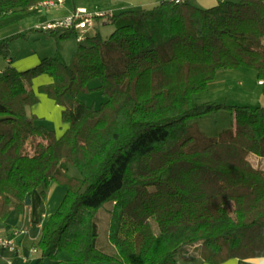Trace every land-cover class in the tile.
Listing matches in <instances>:
<instances>
[{"label":"trees","instance_id":"obj_1","mask_svg":"<svg viewBox=\"0 0 264 264\" xmlns=\"http://www.w3.org/2000/svg\"><path fill=\"white\" fill-rule=\"evenodd\" d=\"M43 1L0 0V19ZM92 17L115 29L85 37L70 63L50 56L0 72V224L36 189L47 202L56 183L67 191L42 227L39 264H182L190 248L210 264L264 256V167L251 161L264 159V106L194 99L220 69L254 68L264 86V0L209 8L164 0ZM59 30L60 38L76 32L33 29ZM21 37L2 39L0 55L11 57ZM42 74L52 82L38 91L62 107L61 136L27 111L39 102L33 80ZM93 92L104 100L80 98ZM221 108L235 122L219 136L189 123ZM103 209L110 252L99 243ZM61 252L70 257L57 259Z\"/></svg>","mask_w":264,"mask_h":264},{"label":"rangeland","instance_id":"obj_2","mask_svg":"<svg viewBox=\"0 0 264 264\" xmlns=\"http://www.w3.org/2000/svg\"><path fill=\"white\" fill-rule=\"evenodd\" d=\"M118 0H66L64 6L61 7L64 12L70 11L76 13L79 12L80 5H83L86 8L87 15H95L99 11H106L110 13V9H114L113 3ZM195 2V0H190ZM153 4L144 7L152 8ZM61 6V5H60ZM59 8V6H56ZM55 7V8H56ZM35 8H41L40 12H30V13H19L15 12L10 14L7 17L0 19V42L2 39L12 36L18 33H24L26 37H21L14 39L10 45L11 55L17 56L18 53H23L27 51H32V49L38 50L39 52L47 53L48 57L56 56L59 59L70 63L74 56L77 53L80 42L77 40V36L80 33L75 32L68 38H60L58 32L51 34L50 32L45 31H33L38 26H41V23H34V18L36 15H41L44 8V5H38ZM49 8V7H47ZM141 8V7H139ZM52 9V8H51ZM54 9V7H53ZM138 9V8H136ZM118 13L119 10H115ZM92 26L87 28V31L83 35L85 37L100 33L104 38L108 37L113 30L115 29L114 25L108 23L106 18H97L91 17ZM32 25V26H31ZM32 27V28H30ZM36 34V36H35ZM86 40L83 41L85 43ZM13 65L8 63L6 59L0 55V70L3 71L6 66ZM38 65V64H37ZM14 66V65H13ZM36 66V65H35ZM34 67V66H33ZM29 69V68H28ZM27 70V69H26ZM2 73H0V76ZM51 78L48 74H42L37 76L33 80L34 88L38 94H44L38 91L39 86L48 84L45 83L47 78ZM42 78L44 80L42 81ZM50 83V82H49ZM98 84V81H94L92 85ZM46 95V94H44ZM43 95V96H44ZM47 96V95H46ZM45 96V97H46ZM39 97V95H38ZM48 97V96H47ZM80 98L91 105L93 103H100L104 100V97L99 92H93L90 94L82 93ZM194 99L198 104L201 103H211V104H224L228 106H249L255 108L257 106H264V86L259 83L258 72L251 67H239V68H229V69H220L216 72V75L213 80H211L207 88L194 95ZM33 106H28L27 109L36 112V107L40 108V112L45 111L47 108L45 104ZM58 105V104H57ZM60 105H58L59 107ZM60 113L58 114L55 110L47 113V118L42 119V123L54 129L58 136H61L65 131V126L62 121V112L59 108ZM46 113V112H45ZM61 117V121H60ZM234 115L229 108L213 109L205 115L195 117L189 120L190 124H193L197 129L201 130L208 136H219L226 129L234 127ZM251 161L256 166L264 167V159L251 156ZM71 172L73 175L78 176V171L75 167L71 166ZM55 184V183H54ZM62 186V185H60ZM51 190V187H50ZM42 196V194H41ZM50 196V191H49ZM49 198V197H48ZM43 199V198H42ZM30 205V204H29ZM24 206L27 208L29 206ZM23 207V208H24ZM109 212L107 209L100 211L98 215V225L100 230L99 243L106 249V251H113V247L109 243L108 232H109ZM192 248L184 250V258L191 255ZM70 257L68 252H61L58 254L57 259H63L64 257ZM183 259V257L181 258ZM90 264H118L115 262H93Z\"/></svg>","mask_w":264,"mask_h":264},{"label":"crops","instance_id":"obj_3","mask_svg":"<svg viewBox=\"0 0 264 264\" xmlns=\"http://www.w3.org/2000/svg\"><path fill=\"white\" fill-rule=\"evenodd\" d=\"M65 1L66 0H64L63 3L60 4L61 6L54 5V6H49V8H44L45 11H43L41 15L35 16L36 18H34V23L36 24L40 22L41 24H46L49 22L63 20L76 13L77 9L73 10L75 11L73 13L68 10L67 12H64ZM162 1L164 0H118L113 3V6L115 7L114 9H110L109 12L115 13L117 12L115 10H119L120 12L127 9H136V8L141 9L151 4H153L152 6H156ZM218 1L219 0H195V2L192 3L202 8H209L216 5ZM56 6H59V8ZM63 6L64 9L62 10L61 7ZM77 8L82 9L85 7L83 5H80ZM40 10L41 8L34 7L30 9L27 13L30 12L39 13ZM97 13L104 14L106 13V11H99ZM45 57H48L47 53L45 52L38 53V50L32 49V51H27L23 53L19 52L17 56L11 55V57L6 59V61L8 63H12L17 69L23 71L39 64L41 60ZM0 72L2 71L0 70ZM43 80L44 78H42V81ZM47 82L48 83L52 82V79L50 77L47 78V81H45V83ZM38 95H39V103H40L39 105L45 104L47 109L43 112H40V108L37 106L35 113L30 109L29 110L27 109L30 115L34 114L42 118H47V113H49L50 111L55 110V112L59 114L60 113L59 108H60L62 112V107L61 106L58 107V105L55 103L53 99L47 97L44 94H38ZM60 121H61V117H60ZM63 125L65 126V128H67V124L64 123ZM70 174H72L71 169H70ZM66 191H67L66 186L63 185L60 186L56 183L55 184L52 183L50 196L47 202L44 203L41 196V188L36 189L33 191V194L31 196V204L29 205V207L27 208L24 207L22 209H13L9 213L4 224H0V234L11 235L12 231L15 228H23L27 232L17 237L18 249L16 252H12L10 250L0 248V264H39L40 263L39 253L33 252V249L37 248V242L40 238L42 227L48 221L50 216L59 207L60 203L62 202L65 196ZM66 258L68 257L65 256L63 259ZM182 264H210V263H207L200 258H191V256H189L182 260ZM220 264H264V256L251 257V258H231Z\"/></svg>","mask_w":264,"mask_h":264},{"label":"built area","instance_id":"obj_4","mask_svg":"<svg viewBox=\"0 0 264 264\" xmlns=\"http://www.w3.org/2000/svg\"><path fill=\"white\" fill-rule=\"evenodd\" d=\"M64 0H46L41 2L39 5H44L46 8L49 6H54V5H60L63 3ZM176 2H185V0H173ZM98 15H102V13H96ZM92 15H87L86 9L82 8L79 9V12L74 13L73 15L63 19V20H58L54 22H49L46 24H41L42 29L44 30H55L59 28H68V29H75L78 34L77 40L78 42H83L85 39L84 32L87 30L88 27L92 26V21H91ZM260 84H263V81H259ZM27 231L23 228H15L11 235L8 234H0V248H4L7 250H10L12 252H16L18 249V242H17V237H19L22 234H25ZM33 252H38V248H34Z\"/></svg>","mask_w":264,"mask_h":264},{"label":"water","instance_id":"obj_5","mask_svg":"<svg viewBox=\"0 0 264 264\" xmlns=\"http://www.w3.org/2000/svg\"><path fill=\"white\" fill-rule=\"evenodd\" d=\"M27 204H28V205L31 204V200H28V201H27Z\"/></svg>","mask_w":264,"mask_h":264}]
</instances>
